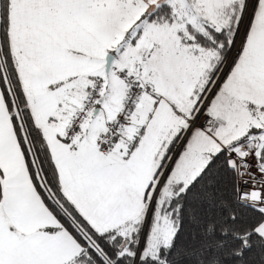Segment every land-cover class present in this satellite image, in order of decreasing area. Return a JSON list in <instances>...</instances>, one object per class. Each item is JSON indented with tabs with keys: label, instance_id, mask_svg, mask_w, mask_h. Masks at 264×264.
<instances>
[{
	"label": "snow or ice",
	"instance_id": "obj_1",
	"mask_svg": "<svg viewBox=\"0 0 264 264\" xmlns=\"http://www.w3.org/2000/svg\"><path fill=\"white\" fill-rule=\"evenodd\" d=\"M0 264H264V0H0Z\"/></svg>",
	"mask_w": 264,
	"mask_h": 264
}]
</instances>
